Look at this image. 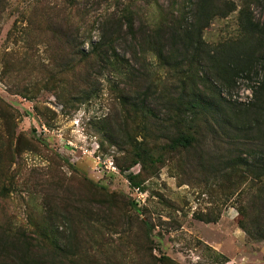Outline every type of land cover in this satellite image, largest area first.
Returning <instances> with one entry per match:
<instances>
[{"label": "rangeland", "instance_id": "rangeland-1", "mask_svg": "<svg viewBox=\"0 0 264 264\" xmlns=\"http://www.w3.org/2000/svg\"><path fill=\"white\" fill-rule=\"evenodd\" d=\"M198 2L7 1L0 264H264V239L243 230L258 184L231 165L264 148L252 93L264 82V0H211L209 55L179 54L167 28L186 30ZM231 62L252 63L251 79L231 78ZM179 134L193 145L170 149ZM139 146L153 158L133 165Z\"/></svg>", "mask_w": 264, "mask_h": 264}, {"label": "trees", "instance_id": "trees-1", "mask_svg": "<svg viewBox=\"0 0 264 264\" xmlns=\"http://www.w3.org/2000/svg\"><path fill=\"white\" fill-rule=\"evenodd\" d=\"M8 0H0V19L1 15L4 11V7L6 5ZM189 2H192V0H189ZM208 2H211V0H201V2L197 3V6L199 7L198 15L194 18L192 24H188V28L186 30H183L181 27H168L167 31L171 35V39L179 44L180 50L177 51L179 54L181 51H183L186 54L193 53L194 56H200L202 54L209 55V52L205 50V44L202 41V33L206 28H208L210 24V20L212 18L210 4ZM128 27L132 31L134 24L132 20V13L129 11V17L127 18ZM181 24V23H180ZM248 25L252 28L255 26L252 21H248ZM118 33L113 31L109 36L106 38L110 40L114 36H118ZM113 42V41H111ZM165 44H161L160 47H158V58L161 61H165L167 59V56L164 52ZM114 57L116 59L118 58V55L115 54L114 48ZM102 60L105 63L112 62V57L108 54L102 56ZM233 60V59H232ZM234 61V60H233ZM115 64L114 62L112 63ZM225 70L228 72V74L231 76V78H239L244 73H246V77L251 79L252 74V63L250 64V68H241L238 65L234 64L233 62L227 63L225 65ZM248 72V73H247ZM252 93L254 95L255 99L259 100V105L257 106L258 111L260 113V116L262 117V122H264V82L259 84L258 87L252 89ZM180 101H184V98L180 96ZM203 102V99L200 94H196L195 91H192V94L190 96V99L186 102L185 108L187 111H190L192 115H195L197 111L201 109V103ZM129 105L133 107L139 108L138 104L136 102L129 103ZM234 123L237 126L239 121L234 116ZM195 141V138L191 135L187 134H179L178 136L171 139L169 148L172 150H178V149H188L190 148ZM136 156L138 160L134 161V164L141 163L142 160V154L145 155L147 158L152 159L153 155L150 153L149 149L138 147L135 149ZM233 167L243 168L245 173H249L252 179L256 182V185L258 186L256 200L254 203H252V206L256 209V217L251 221V225L249 227H244L243 230L252 237H257V239L263 240L264 239V148L260 150H253L250 151L246 157L244 158H238L236 161H232L231 164ZM137 176H130L129 179L134 184L135 187L140 186L139 183H136ZM262 191H261V190ZM260 202L259 205L257 203ZM254 237V238H255Z\"/></svg>", "mask_w": 264, "mask_h": 264}]
</instances>
